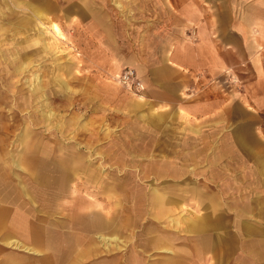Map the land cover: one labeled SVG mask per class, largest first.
<instances>
[{"label":"rangeland","instance_id":"374dc122","mask_svg":"<svg viewBox=\"0 0 264 264\" xmlns=\"http://www.w3.org/2000/svg\"><path fill=\"white\" fill-rule=\"evenodd\" d=\"M117 1L121 7L116 6L114 0H69L66 4L70 10L65 18L52 14L44 24L35 18L27 25L24 8H17V0H0V107L3 110L0 208H4L8 220L15 222V229L19 221L24 223V229L28 226L31 229L34 223L42 221L47 231L56 233L60 227L57 223L48 225V219L55 216V220L62 221L61 205L69 200L60 196L58 202L52 200L48 210L45 209L48 205L37 192L44 187L57 189L48 182L45 170L48 166L58 165L74 151L82 154L93 172L89 176L85 170H79L72 183H76L79 194L92 196L97 203L103 204L106 195L112 200L120 195L119 190L113 192L115 188L109 187L113 185V177H122L125 167L146 168L152 159L166 163L174 160L182 165L176 172L180 177L171 174L173 169L163 173V177L150 170L149 177H144L147 187L156 186L168 197L176 193L179 197L177 204L168 205L161 225L171 217H177L180 222L182 215H190L187 210L196 208L198 199L195 193L190 194V189L197 186L216 195L222 201L221 208H227L223 222L228 234L227 245L231 248L218 264H264V178L260 177L264 175V168H261L264 146L237 147L233 143L236 131L221 129L223 125L216 123V119L205 124L201 119L176 113L169 105L152 107L147 100L138 102L139 97L144 98V91L135 93L120 84L116 76L123 68L131 66L130 59L140 60L137 56L147 50L148 44L143 42L142 34L143 0ZM53 23L61 28L62 35L56 34ZM33 40L42 52L26 55L22 49ZM43 42L47 43L45 48ZM22 61L26 66L16 70ZM131 68L139 75L135 66ZM34 76L49 82L44 86L52 112L47 122L37 120L42 111L37 99L32 106L20 101L17 104V89L23 93L35 82ZM255 122L254 119L247 121ZM24 131L29 138L21 143L19 138ZM245 135L248 139H264L261 129L245 132ZM17 160L21 163L19 167ZM36 170L38 173H32ZM93 178L97 183L90 181ZM22 185L37 196L40 211H36L26 197L21 201L27 206L17 204V192L19 194ZM12 194L16 198L13 199ZM201 197L207 199L208 196ZM204 208L205 205H200L199 211ZM44 211H47L46 217L41 215ZM234 215L237 223L243 225L245 240L238 256L233 252ZM164 227L171 228L167 224ZM177 227L179 230L185 228ZM250 230L257 239L255 258L254 248L248 242ZM180 239L186 247L201 249L200 244H191L184 236ZM27 244L31 246L30 242ZM180 244L177 241L174 248ZM40 249L33 255L35 258L45 253L56 257L55 250L47 251L45 246ZM103 255L101 259L113 256ZM170 255L150 250L144 253V262L149 264L157 257ZM184 255L185 258L174 264H211L215 258L212 252H208L205 259ZM119 256L120 252L116 259Z\"/></svg>","mask_w":264,"mask_h":264},{"label":"crops","instance_id":"0c3cea01","mask_svg":"<svg viewBox=\"0 0 264 264\" xmlns=\"http://www.w3.org/2000/svg\"><path fill=\"white\" fill-rule=\"evenodd\" d=\"M141 21L148 47L137 56L140 60L130 59L129 64L145 84L142 103L169 105L205 124L216 119L221 129L236 131L235 146L263 147V138L248 139L245 132L264 133V0H143ZM251 119L256 122L247 123ZM153 161L161 164L158 177L172 169L171 174L180 177L176 172L182 165L177 161ZM190 191L197 195V207L182 215L178 224L185 228L180 232L188 233L185 241L191 244L210 243L207 250L191 256L205 259L212 252L213 264L231 248L223 222L227 208L206 190L195 186ZM200 205H205L204 211H199ZM234 223L233 252L238 256L245 240L243 225L236 219ZM248 242L254 248L253 258L257 257L251 230Z\"/></svg>","mask_w":264,"mask_h":264},{"label":"bare ground","instance_id":"6f19581e","mask_svg":"<svg viewBox=\"0 0 264 264\" xmlns=\"http://www.w3.org/2000/svg\"><path fill=\"white\" fill-rule=\"evenodd\" d=\"M68 1L17 0V8H24L27 25L28 22L31 24L35 18H39L41 23H43L49 21L52 14H55L59 18H65L68 12L66 4ZM114 1L116 6L121 7L117 0ZM52 27L56 31V34H63L61 28L56 23H53ZM43 43V47L45 48L47 43ZM22 51L26 55L33 52L35 54L42 52L37 42L35 43V40L29 42ZM26 64L25 61H22L15 69L19 70L26 66ZM34 81L33 84L30 83L28 85L23 93L17 89V104L20 101L32 106L37 99L41 102L42 108L37 120L40 119L47 122L52 112L51 104L48 101L49 95L47 96L45 93L44 86L49 84V82H45V80L38 78V76H34ZM40 98L42 99L39 100ZM138 102H142L141 97L138 98ZM2 117L3 110L0 107V120ZM0 129H2L1 125ZM28 138V132L24 131L19 140L21 143H24ZM86 161L87 159L82 154L74 151L70 156L61 160L58 165H50V167L48 166L45 169L47 177L50 180L48 182H52V185L57 187L55 190L44 187V189L37 192L39 198L48 205L45 209L48 210L52 200L53 202H58L57 200L60 196L67 197L69 200L66 203H62L63 206L61 205L62 210H64L61 216L62 221L55 220V216L48 219V225H52L53 223L58 224L60 227H57L58 232L47 231L42 221L34 223L31 229H28L29 226L24 229V223L19 221L17 229H15L13 226L15 222L7 219V214L1 206L0 264H145L144 253L150 250H157V252L171 255L164 258H162L163 256L157 257L149 264H174L177 260L185 258L186 255L184 254L198 255L197 249L191 246L186 247V244H183L184 242L180 239L185 235L184 233H178L180 230L177 229V225L179 224L176 217H171L168 220V225L171 228L161 225L165 213L169 209L168 205L177 204L179 200L177 193L168 197L161 188L156 186L147 187L145 185L144 177H149L150 170L159 173L161 164L153 161L149 162L146 168L132 169L125 167L120 179H114L112 176L111 181H113V185L109 187L111 189L115 188L113 192L116 189L119 190L120 195L112 200L108 198V194L106 195V199L103 198V204H99L92 196L88 195L86 197V195L79 194L76 183H72L79 170H85V173L89 176L93 172L89 169L88 164L86 165ZM16 164L19 167L21 165L20 160H17ZM33 172L36 174L38 170ZM90 181L94 182L95 180L93 178ZM106 184H104L105 188L107 187ZM12 197L13 199L16 198L14 194H12ZM25 197L29 199V203H31L36 211L41 210L40 205L36 204L37 196H34L32 192H29L22 185L19 194L17 192V204L27 206L25 202L21 201ZM0 198H3L2 192H0ZM41 215L46 217L47 211H44ZM143 219H147V222H144ZM137 227L140 229H134ZM125 231L128 233L126 236L125 234L123 236ZM16 234L20 237L18 238ZM129 241L131 245L128 244V246L127 243ZM177 241L181 242V244L177 248H174ZM28 242L31 243V246L27 244ZM44 246L47 251L50 249L55 250L56 257H53L50 253H45L38 259L35 258L36 251H40V248ZM209 247L210 243L207 242H203L200 246L202 250H207ZM118 252H120V256L116 259ZM113 253L115 254L113 255ZM100 255L107 257L113 255L114 257L101 259ZM97 258L100 259L97 260ZM166 259L170 260V263L165 262ZM86 260L89 261L85 262ZM219 261L221 260L215 259L213 264H217Z\"/></svg>","mask_w":264,"mask_h":264},{"label":"built area","instance_id":"2783aa9c","mask_svg":"<svg viewBox=\"0 0 264 264\" xmlns=\"http://www.w3.org/2000/svg\"><path fill=\"white\" fill-rule=\"evenodd\" d=\"M116 80L123 86L133 89L135 93H140L145 90V84L131 67L123 68L116 76Z\"/></svg>","mask_w":264,"mask_h":264}]
</instances>
